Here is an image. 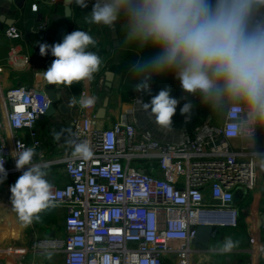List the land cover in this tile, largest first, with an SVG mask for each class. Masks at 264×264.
Listing matches in <instances>:
<instances>
[{
    "label": "built area",
    "instance_id": "built-area-1",
    "mask_svg": "<svg viewBox=\"0 0 264 264\" xmlns=\"http://www.w3.org/2000/svg\"><path fill=\"white\" fill-rule=\"evenodd\" d=\"M45 1L55 5L60 0ZM36 32L48 38V25L41 23ZM6 36L20 37L13 27ZM146 95L137 92L135 105L144 109ZM50 106L42 91L0 88V107L6 111L0 127L9 131L8 139L0 142V159L4 158L7 176L22 174L11 156L17 144L36 151L40 147L38 142L28 144L19 133L33 129ZM244 118L243 112L225 113L217 125L158 138L139 127L130 112L107 129H97L95 116L86 112L75 117L72 139L87 141L93 155L84 160L70 147L57 161L69 178L63 188L52 191L55 207L66 211L64 234L39 238L27 249H11L8 254L23 260L51 253L61 255L64 264H165L167 260L191 264L202 254L194 246L197 228L211 227L213 232L236 228V190H254L258 185L254 153L259 150L233 144L246 140L238 128ZM256 134L255 130L251 139ZM42 159L37 153L33 162L40 164Z\"/></svg>",
    "mask_w": 264,
    "mask_h": 264
},
{
    "label": "clouds",
    "instance_id": "clouds-1",
    "mask_svg": "<svg viewBox=\"0 0 264 264\" xmlns=\"http://www.w3.org/2000/svg\"><path fill=\"white\" fill-rule=\"evenodd\" d=\"M65 5L88 7L87 0H65ZM85 21L113 31L119 23L125 48L138 53L152 50L129 66L137 81L132 87L135 92L150 94L153 76L174 74L185 95L175 98L169 90H161L150 103L142 104L162 128H171L181 100L186 102L179 107L180 115L191 117L193 104L188 96H193L214 112L245 113L238 128L247 140L256 128L264 129V0H95ZM96 44L85 30L68 33L53 45L40 44V55L50 52L55 59L38 73L50 85L91 82L103 63L89 50ZM96 102L95 96L87 95L70 100L82 108ZM65 131L54 132V138L60 140ZM65 143L84 160L93 155L87 141L68 138ZM11 156L16 170L22 172L10 186L11 205L19 220L31 225L55 207L53 184L47 169L33 162L35 147L17 144ZM254 158L264 168V152L254 153ZM4 163L0 159V184L8 175ZM237 243L228 237L219 251L230 252Z\"/></svg>",
    "mask_w": 264,
    "mask_h": 264
},
{
    "label": "crops",
    "instance_id": "crops-1",
    "mask_svg": "<svg viewBox=\"0 0 264 264\" xmlns=\"http://www.w3.org/2000/svg\"><path fill=\"white\" fill-rule=\"evenodd\" d=\"M94 3L95 0H87V8L73 6L72 16L67 18L64 0L55 5L45 0H0V88L3 92L19 87L43 91L50 85L38 72L46 71L55 57L50 52L41 56L40 44L53 45L61 28L65 34L76 30L89 32L97 41L95 47L89 46V50L96 52L103 61L100 71L94 74L91 82L84 81L71 87L60 85L62 100L57 104V113L54 116L40 119L33 129L19 133L28 144L39 143L37 153L44 156L39 162L43 163L41 166L49 172L47 178L53 188H63L69 183L63 165L57 164V161L70 150L65 140L73 137V119L84 112L95 116L97 129L111 128L123 113L130 112L138 121L139 127L152 131L158 138L169 137L177 131H188L177 126L178 108L171 128L163 129L156 123L155 116L150 114V109L145 110L135 105L134 97L137 92L132 87L137 81L130 74L129 66L138 59L151 55L152 50L138 53L134 48H125L122 45L123 32L119 23L115 30L119 45L114 47L113 30L85 21ZM35 6L37 11H33ZM41 23L48 25V38H43L36 32ZM12 27L19 33L18 39L6 36L7 29ZM107 73L114 76L110 89L106 86ZM127 77H130L132 82L128 91L124 87ZM150 85L151 92L146 95L148 103L161 90H169L173 97L179 96L181 92L179 82L172 73L153 76ZM83 95L95 96L96 104L90 108H82L78 103L75 106L70 104L73 96L79 100ZM62 104L66 105L68 113L59 110ZM216 114L217 112L209 109L205 117H200L199 127L204 124L217 125L224 120L225 113L220 115L219 119ZM5 122L6 111L0 107V125ZM185 122H189V118H186ZM61 130H66L65 134L60 140H56L53 133ZM256 132L254 139L234 141V146H244L252 151L264 150V129L256 128ZM8 136V129L0 127V142L2 139H8ZM20 175L7 176L5 182L0 184V264H64L61 255H28L20 260L8 254L11 249H27L39 238L60 237L65 228L66 211L63 208L53 207L46 210L40 214V220L31 225L25 226L19 220L17 213L8 204L11 203L10 186ZM235 204L239 211L238 226L212 232L208 250L196 255L191 264H264V168L259 164L257 187L254 190L238 188L235 192ZM228 237L238 242L237 246L230 252L221 253L219 249ZM165 264L174 262L167 260Z\"/></svg>",
    "mask_w": 264,
    "mask_h": 264
},
{
    "label": "water",
    "instance_id": "water-1",
    "mask_svg": "<svg viewBox=\"0 0 264 264\" xmlns=\"http://www.w3.org/2000/svg\"><path fill=\"white\" fill-rule=\"evenodd\" d=\"M64 6H65V16L67 18H70L72 16V8L69 9L66 7L65 5V0H64ZM8 26H11L10 23H7ZM65 33H64V29L61 28L58 32V34L56 35L55 38V43H59L62 42L63 38L65 37ZM112 39L114 41V47H118L119 43H118V36L116 31L112 32ZM52 43H49V45H51ZM113 74L112 73H107L106 74V86L108 87V89L111 88V82L113 81ZM60 85L56 86V85H49L46 87L45 90L42 91V94L47 95L48 98L51 101V106L48 110V112L46 113L45 116L41 117L40 119H45V118H50L52 116H54L57 113V104L61 102L62 100V92L60 91ZM29 89V88H26ZM108 103H106L105 107H107ZM59 110L62 113H68L69 110L67 109L65 104H62L59 108ZM104 110V109H103ZM213 232V228L211 227H199L197 228V233L194 239V246L197 250H199L201 253H205L208 250L209 244H210V239H211V234Z\"/></svg>",
    "mask_w": 264,
    "mask_h": 264
},
{
    "label": "trees",
    "instance_id": "trees-1",
    "mask_svg": "<svg viewBox=\"0 0 264 264\" xmlns=\"http://www.w3.org/2000/svg\"><path fill=\"white\" fill-rule=\"evenodd\" d=\"M159 80V78L156 80V82ZM155 82V84H156ZM132 86V82L130 80V77H127L126 79V85L125 90H130V87ZM157 91V90H156ZM180 95L175 97V98H180L182 95H185L182 93V91L179 93ZM132 96V94H130ZM135 98V97H134ZM188 100H190L193 104V109H192V114L191 117L189 118V122H185L186 117L181 116L180 112L178 114V120L179 122L177 123L178 127H182L185 129H188V132H193L196 128L199 127L200 125V117H205L207 113H209V108L207 106H204L200 103V100L198 97H193V96H188ZM186 101L181 100L180 106L183 105ZM178 106V109L179 107Z\"/></svg>",
    "mask_w": 264,
    "mask_h": 264
},
{
    "label": "rangeland",
    "instance_id": "rangeland-1",
    "mask_svg": "<svg viewBox=\"0 0 264 264\" xmlns=\"http://www.w3.org/2000/svg\"><path fill=\"white\" fill-rule=\"evenodd\" d=\"M217 114H218V115H217ZM217 114H216V115L218 116V119H219V118L221 117L220 115H222L223 113H218V112H217Z\"/></svg>",
    "mask_w": 264,
    "mask_h": 264
}]
</instances>
